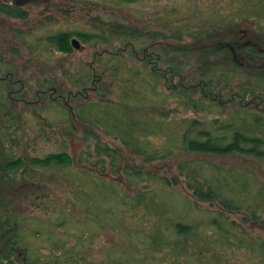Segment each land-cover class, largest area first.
Wrapping results in <instances>:
<instances>
[{
  "label": "rangeland",
  "instance_id": "1",
  "mask_svg": "<svg viewBox=\"0 0 264 264\" xmlns=\"http://www.w3.org/2000/svg\"><path fill=\"white\" fill-rule=\"evenodd\" d=\"M1 1L22 3L28 12L26 19L0 14V164L18 158L25 164L0 183L2 189L6 191L10 186L15 193L3 200L6 210L3 214L0 210V216L9 214L24 219L20 238L21 249L27 252L13 254L14 264H25L24 258L28 264L44 263L52 253L59 257L64 249L79 246L82 237L93 239L90 248L93 261L103 259L99 250L123 242L128 227L149 230V223L156 220L154 208L168 211L166 222L171 223L167 226L172 229L173 220H183L188 212L191 216L188 220L195 225L221 214L228 224H233L234 236L247 245L256 237L264 240V221L254 223L244 212H225L216 202L197 200L188 189L197 176L199 182L205 183L201 169L209 175L216 168L226 183L236 177L235 173L248 172L259 185H264V165L235 153L214 156L173 152V140L169 137L173 125L185 118L223 121L252 100L256 104L262 101L260 108H264V16L248 10L258 8L251 6L255 0ZM63 32L73 34L72 39L79 43L80 48L73 47L72 54L62 53L46 41L47 37ZM77 33H98L108 43L88 44ZM157 44L164 48L165 64L155 59L157 52L153 48ZM146 54L151 56L148 65ZM171 65L183 70L182 76L171 79L165 75L158 85L154 83L155 95L148 90L153 82L122 85L123 81L110 71L113 67L120 68L125 81L131 79V72H137L145 80L148 73L165 72ZM212 73L217 74L220 82L211 81ZM252 85L256 88L254 95L234 99L239 88ZM183 87L194 89L190 92L191 100L172 94V90ZM124 97L130 104H140L142 108L146 105V114H151L145 115L148 120L153 115L160 119L154 132H146L141 143L148 151L141 155L116 136L106 134L100 126L83 122L75 114L87 101L116 105ZM194 101L203 106L194 105ZM152 102L154 106H150ZM249 107L257 110L255 105ZM97 113L103 117L101 112ZM98 142L117 151L114 161L117 166H112L109 158L102 159L96 154ZM59 153L71 157L70 166L35 168L30 164L33 158ZM103 178L113 186V200L119 195L130 204L129 198L138 194L147 199L132 210L112 203L111 214L116 213L122 225L104 227L102 220V226L98 225L92 235L81 225L86 216L83 204L88 194L95 192L93 185ZM233 187L234 192L240 190ZM173 198L180 202V212L173 207ZM108 217L111 221V216ZM198 229L188 242L193 245L189 250L207 257L206 264L209 261L259 264L252 250L238 248V240L234 239L235 246L221 240L223 244L217 247L209 243L212 233L208 229L202 235ZM243 242L240 243L244 245ZM162 257L158 254L151 264H161Z\"/></svg>",
  "mask_w": 264,
  "mask_h": 264
},
{
  "label": "trees",
  "instance_id": "2",
  "mask_svg": "<svg viewBox=\"0 0 264 264\" xmlns=\"http://www.w3.org/2000/svg\"><path fill=\"white\" fill-rule=\"evenodd\" d=\"M122 1L125 3H133L136 0ZM255 1V4L251 6H257L258 8H249L248 10L254 11L255 13L259 12L258 14L260 17L261 15L264 16V13H262V11L264 12V8H261L264 0ZM248 10H245L246 13ZM0 14L13 19L28 18V12L22 8V3L1 1ZM75 35L88 44L108 43L104 35L98 33H77ZM72 36L73 34L71 33L63 32L47 37L46 41L50 46L56 47L58 51L69 55L73 52ZM124 41L127 40L124 39ZM127 42H129V40ZM155 49L153 48V51L157 52L155 59L165 64V61H162L164 57L163 46H158L157 44ZM146 53L148 54L149 51ZM147 54L145 55V64L148 65V63H151V56ZM169 67H167L168 70L165 72L156 69L157 71L148 73L149 78H145V80L141 78L137 72H131L132 76L131 79L128 80L129 82L124 80V75L120 68L113 67L110 71L111 75L113 74L117 79L123 81V83H121L122 85L131 83V86H135V84H143V82L144 84L153 82V85L150 86L152 89L150 90L149 88L148 90L151 91V94L155 95L156 87L154 83L158 85L160 79L166 78L165 75H168L171 79L182 76L183 70L179 71L177 70L178 68H173V65ZM202 74L205 75V73ZM210 76L211 81L214 79L219 81L218 78H216L217 74L212 73ZM98 79L101 78L98 77ZM134 80L135 83H133ZM207 83L208 85L210 84L209 82L205 84ZM239 89L238 93L243 99H245L247 95H254L256 90V88H253V85L252 87L244 86ZM191 91L194 92V89H185L183 87L178 91L172 90V94L180 99L187 98V100H191ZM150 100L149 98L148 101ZM194 105L203 106L199 101H194ZM67 106L69 107V105ZM150 106H154V103L152 102ZM145 107L146 105L142 108L140 104H130L126 101V97H124L116 105L108 102H105V104H96L87 101L86 104L76 109L75 114L77 118L83 122L100 126L106 134L116 136L135 154L141 155L148 151L147 146L141 143L146 137V132H154V128L160 124L158 122L160 119L156 120L155 115L151 117L152 120L146 118L148 116V114H146L148 110L145 111ZM97 111L101 112L103 117L99 116ZM102 120L106 121L107 125ZM163 123L166 125L168 122L166 121ZM169 137L173 140V152L182 151L214 156H228L235 153L251 157L264 165V112L253 110L250 107L240 106L238 112L234 114L233 117L223 121L218 118L203 122L197 119L190 120L188 118L179 120L173 125V133L169 135ZM94 138L98 139V136L94 134ZM97 146L98 149L96 154L99 157L102 159L103 157L109 158L112 166L118 165L117 162L116 164L114 162L118 157V153L115 149L102 145L100 142L97 143ZM31 160L30 164L35 168H47L51 165L68 167L72 162L71 157L65 153L50 154L43 159L33 158ZM104 165L106 166V161L103 160V166ZM24 167V161L19 158L9 159L5 164H0V183L4 181L5 178L10 177L13 173H16ZM204 171L205 169H201L200 176L204 178L206 184L201 181L199 182L198 176L194 182L188 184V189L193 191V196L196 197L197 200L200 199L199 201L209 203L216 202L221 206L223 211L228 213L241 214L244 212L254 223L258 220L264 221V185H259L256 177L248 172H243L242 174L234 172L236 177L233 176L232 181L230 182L227 180L226 183L224 181L226 179L222 180L220 178L222 173H220V169L216 168L211 170L212 174L209 175ZM233 186L238 187L240 190L234 192ZM93 188L95 192L93 193L91 191L90 195L88 194L87 196V200H85V204H83L86 205V216L81 223V225H85V230L87 229L86 232L92 235L96 232L97 226L101 225L102 220L104 221V227L107 224L112 228H119L122 225V221L119 219L120 217L116 215V213L111 214L110 205L112 203L115 207L121 208L123 205H126L132 210L133 207L143 203L144 199H147L144 194L131 197L129 198L131 200V207L130 204L119 195L115 196L113 200V186L112 184L109 185L104 178L101 179V182H97L93 185ZM93 188H91V190ZM14 195L15 193L10 189V186L6 191L0 187V210L2 214L5 213L4 210H6V208L3 207V200L8 196L11 197ZM147 205L148 204H146V206ZM173 207L178 212L181 211L180 202L176 201L175 198H173ZM154 210V219L156 220L149 223V230H145V228L144 230H135L133 227H128L127 230H125L123 242L121 241L115 245H108L105 249L99 250L100 254L104 256L103 259L93 261V252L90 250L91 241L93 239L92 237H82L79 246L75 248L68 247V250L64 249L63 254L59 257L52 253L51 258L46 262L37 261L30 264H151L155 259L154 257H157L158 254L163 255L160 259L161 264H206L205 260L207 257L198 256L195 252L192 253L189 250L193 245L190 246L188 242L193 237L197 227L201 235L205 229H208V231L212 233L208 239L209 243L217 245V247L223 244L221 240H225L228 246H235L236 244L233 243V241L234 239L238 240L236 242L239 249L241 246L242 248L244 246L246 249L252 250V254H256L258 257L260 261L259 264H264V240L256 237L255 239H251V241L248 240L251 245H247V243L243 242L242 238L234 236L232 232L233 224H228L226 218L221 214L211 219L208 218L207 221H201L203 225H195L188 220L191 216L188 214L189 212L187 210L188 213L184 215L183 220H173L172 229L170 226H167V224L171 223L168 221L166 222L168 219V217H166L168 211H164L165 209L163 208H154ZM109 215L111 216V221H109ZM180 215L182 214H179V216ZM65 220L68 221L70 218H65ZM23 221L24 219L22 217L19 219L18 216L16 217L14 215L6 214L5 216H0V264H14L12 255L17 252L23 255L26 254L27 250L21 249L23 239L20 238V233ZM114 221L116 223H113ZM65 227H67V225ZM51 238L52 236H49V239ZM240 242H243L244 245ZM165 259L167 261L162 263ZM24 260L25 264H28L26 258H24ZM212 263L213 261H209V264Z\"/></svg>",
  "mask_w": 264,
  "mask_h": 264
},
{
  "label": "water",
  "instance_id": "3",
  "mask_svg": "<svg viewBox=\"0 0 264 264\" xmlns=\"http://www.w3.org/2000/svg\"><path fill=\"white\" fill-rule=\"evenodd\" d=\"M72 46L74 47V48H76V49H79L80 48V46H79V43H78V41L76 40V39H73L72 40ZM235 97H240V95L239 94H236L235 95ZM241 98V97H240ZM242 100V99H241ZM230 101H232V100H230ZM243 102V101H242ZM221 103H223V101H221ZM227 103V102H226ZM254 104V100H252V101H249V102H247V103H245L244 105L245 106H250V105H253ZM257 108H259V106L257 105ZM264 111V110H263Z\"/></svg>",
  "mask_w": 264,
  "mask_h": 264
},
{
  "label": "flooded vegetation",
  "instance_id": "4",
  "mask_svg": "<svg viewBox=\"0 0 264 264\" xmlns=\"http://www.w3.org/2000/svg\"><path fill=\"white\" fill-rule=\"evenodd\" d=\"M232 53H233V51H232ZM240 96H241V95H240ZM234 98H236V99H241L242 97H241V98H240V97L238 98V97H235V95H234ZM259 98H260V97H259ZM242 99H243V98H242ZM261 104H262V101H261L259 104H256V100H254V105H255V106H257V105L259 106V108L256 107L258 110H261V109H262V108H260V107H261Z\"/></svg>",
  "mask_w": 264,
  "mask_h": 264
},
{
  "label": "bare ground",
  "instance_id": "5",
  "mask_svg": "<svg viewBox=\"0 0 264 264\" xmlns=\"http://www.w3.org/2000/svg\"><path fill=\"white\" fill-rule=\"evenodd\" d=\"M254 105V104H253ZM245 106V105H244ZM250 106H252V105H250ZM245 107H247V106H245ZM249 107V106H248ZM257 107V106H256ZM258 110V109H257ZM264 110V108L263 109H261V110H258V111H261V112H264L263 111Z\"/></svg>",
  "mask_w": 264,
  "mask_h": 264
}]
</instances>
